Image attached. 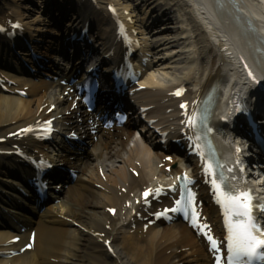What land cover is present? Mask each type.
<instances>
[{
    "label": "bare ground",
    "instance_id": "obj_1",
    "mask_svg": "<svg viewBox=\"0 0 264 264\" xmlns=\"http://www.w3.org/2000/svg\"><path fill=\"white\" fill-rule=\"evenodd\" d=\"M28 1L0 0V20L14 17L26 24L29 31H52L49 24L39 26L43 22L39 16L50 24L51 20L44 13L38 15L30 9ZM152 1L145 0L147 4ZM155 1V5L162 8L161 13L166 14V20L175 23L171 26L173 35L165 39L168 43L181 40L174 53H166L165 58L152 64L160 63L149 83L145 82L160 97L164 98L166 94L169 97L175 86L186 83L189 95L195 99L215 80L228 82L223 88L225 96L230 91L246 96L252 86L242 78L238 57L247 52L252 56L259 76L264 78V0H236L238 3L229 0ZM100 2L103 7L107 2L131 10L130 5L121 0ZM75 3L76 0H72L74 6ZM46 5L47 0L39 9L44 11ZM169 9H175L177 16L169 18L168 14L172 12ZM131 12L133 14V10ZM97 13L105 18L101 11ZM28 24L41 28L32 29ZM251 24L256 27L254 31L249 30ZM177 54L188 61L181 64L176 57L170 63L169 59ZM68 68L66 64L61 71ZM48 87L45 86L41 93L33 89L32 98L0 93V136L22 126L23 122L46 110L50 104L56 107L62 104L63 99L49 98ZM137 132L128 128L103 135L96 144L99 157L89 155L80 163L82 177L86 180L75 187L68 186L63 195L66 201L50 206L35 219V251L23 253L10 264H106L102 262L106 256L104 244L94 238L96 232L113 240L116 257L109 260L110 264H167L164 261L196 264L205 260L202 254L193 255L200 245L182 225L153 226L143 236L130 233L121 224L124 198L162 171L158 164L164 154L150 138L137 137ZM98 166L105 170V181L98 174ZM132 170H136L138 175L134 176ZM98 184L103 189H98ZM111 205L118 207L113 218L105 212V208ZM209 211L213 217V211ZM71 220L79 223L82 229L72 228L68 222ZM3 235L0 232V238ZM187 246L188 250L178 251Z\"/></svg>",
    "mask_w": 264,
    "mask_h": 264
},
{
    "label": "snow or ice",
    "instance_id": "obj_2",
    "mask_svg": "<svg viewBox=\"0 0 264 264\" xmlns=\"http://www.w3.org/2000/svg\"><path fill=\"white\" fill-rule=\"evenodd\" d=\"M19 27V25H16ZM2 30V29H0ZM181 93H176L180 95ZM187 108L186 105L182 106ZM50 130V129H49ZM50 167V165H49ZM209 169L211 165L209 164ZM217 188L220 186L217 185ZM150 195V191L144 193L145 199ZM221 202L226 211V215H231L235 217L236 220L229 224L230 230V243L229 251L233 253L231 260L233 264L242 256H247L249 258H255L259 254V250L264 248V238H259L257 233L259 227L255 222V217L253 216V204L251 200L250 193H240L236 196H222ZM191 203V197H190ZM182 210V201H176V207H173L166 211L179 212ZM110 211H114L111 210ZM260 211H264V205L260 206ZM160 215V214H157ZM198 217L196 212H193V223L195 224ZM16 239V238H13ZM209 242L212 246L216 247V241L212 239L211 236L208 237Z\"/></svg>",
    "mask_w": 264,
    "mask_h": 264
}]
</instances>
